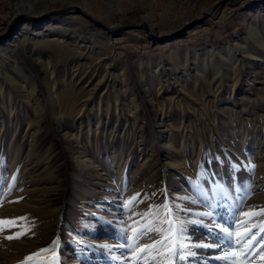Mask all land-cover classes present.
I'll list each match as a JSON object with an SVG mask.
<instances>
[{
	"label": "rangeland",
	"instance_id": "rangeland-1",
	"mask_svg": "<svg viewBox=\"0 0 264 264\" xmlns=\"http://www.w3.org/2000/svg\"><path fill=\"white\" fill-rule=\"evenodd\" d=\"M18 1L0 0V20ZM23 3L0 32V221H15L0 264H131L129 217L165 201L185 220L218 213L234 237L264 224L240 215L264 210V0Z\"/></svg>",
	"mask_w": 264,
	"mask_h": 264
},
{
	"label": "snow or ice",
	"instance_id": "snow-or-ice-1",
	"mask_svg": "<svg viewBox=\"0 0 264 264\" xmlns=\"http://www.w3.org/2000/svg\"><path fill=\"white\" fill-rule=\"evenodd\" d=\"M140 194H134L132 198L124 202L126 209H131L133 204L138 201ZM177 210L174 212L173 209ZM188 210H180L176 205H170L168 201H165L161 205L152 206L148 211L144 213H134L135 216H140L141 219L136 223L140 224V227H136L135 224L130 225V234L127 229L126 243L123 245L128 251L131 252V264H200L199 257L196 256V251L199 249L224 251L226 254L220 256L209 257L204 260V264H210V262H216V264H246V261L255 259L257 254H260L264 258V224L254 225L253 228L248 229L243 234L236 233L235 237L232 229V224L223 226V217L214 211L199 212L194 215L197 219L185 220L182 218L181 213ZM189 215H192L189 213ZM241 218L264 215V210L259 212L249 211L241 213ZM205 218L211 221V223L202 222ZM19 220H27L26 217L17 218ZM250 221L245 220L247 224ZM0 224H8L9 226L15 224V221H0ZM242 225L236 224V228L239 229ZM191 227H197L204 230L205 235L212 240H215V244L201 243L194 244L191 242V238L188 235V230ZM254 229H259L256 235H252ZM0 228V231H3ZM30 229H25L24 232L17 234L16 236H9L8 239L19 238L21 235H25ZM153 235L158 236L153 243H144L143 246H139L144 239H152ZM252 238L249 240L248 237ZM247 241V243H245ZM55 243V242H54ZM259 245V247H257ZM228 249L232 251L228 252ZM238 250V251H237ZM50 251V249H42L33 256H39L42 253ZM32 257H26L25 262ZM127 264V260H126Z\"/></svg>",
	"mask_w": 264,
	"mask_h": 264
},
{
	"label": "bare ground",
	"instance_id": "bare-ground-1",
	"mask_svg": "<svg viewBox=\"0 0 264 264\" xmlns=\"http://www.w3.org/2000/svg\"><path fill=\"white\" fill-rule=\"evenodd\" d=\"M25 0H19L14 6H12V8L5 14V15H3L2 16V18H1V20H0V32L1 33H3L5 30H6V28H7V26H8V23L11 21V19L18 13V8H19V6L20 5H22V3L24 2ZM24 4V3H23ZM26 6V5H25ZM76 7V6H75ZM73 8V7H72ZM78 8V7H77ZM14 10H15V12H14ZM79 10V9H78ZM77 10V11H78ZM19 11H20V9H19ZM210 11V10H209ZM208 11V12H209ZM26 16V15H25ZM16 20V19H15ZM14 20H12V22H13ZM39 21H43V20H39ZM66 21V20H65ZM11 22V23H12ZM26 22V21H25ZM25 22H23L24 23V25H25ZM38 23V22H37ZM53 23V22H52ZM21 24V23H20ZM50 21L48 20V19H45L43 22H40V25H41V28H46V27H49L50 28ZM116 29H118V28H116ZM254 32H255V28L253 27L252 29H251V37H253L254 35ZM58 39V38H57ZM252 39V38H251ZM254 39V41H256V40H258V38H257V35L253 38ZM260 39V38H259ZM40 45H45V46H50V47H52V51H53V49H55L56 51H58L59 52V50L61 49L55 42H52V41H46V42H44V43H41ZM60 48V49H59ZM64 48V47H63ZM78 48H79V46H78ZM62 51V50H61ZM55 52V51H54ZM72 55V54H71ZM99 58H100V56H99ZM102 62V61H101ZM78 70V69H77ZM75 75V74H74Z\"/></svg>",
	"mask_w": 264,
	"mask_h": 264
},
{
	"label": "water",
	"instance_id": "water-1",
	"mask_svg": "<svg viewBox=\"0 0 264 264\" xmlns=\"http://www.w3.org/2000/svg\"><path fill=\"white\" fill-rule=\"evenodd\" d=\"M220 5H221V3H217V4L213 5V6H211L210 7V11L209 12L208 11L205 12V16H212L218 10V8H219ZM64 10L65 11H77L78 8L74 6L73 8L64 9ZM202 19L203 18H200L198 20H202ZM17 20H18V18L16 20H14L10 24L9 28H11L13 26V24L16 23ZM189 25L190 24H186L182 28H180L179 30L186 29V28L189 27ZM141 27L144 28V30L146 32V36L148 38H154L156 40H160L161 42L163 41V39H165V38L167 39L168 37H173V35H174V34H169V35L168 34L167 35H162V34L161 35H156V34H154V32L151 29H149V27L145 23L141 24ZM119 30H121V28L115 29L114 31H119Z\"/></svg>",
	"mask_w": 264,
	"mask_h": 264
}]
</instances>
